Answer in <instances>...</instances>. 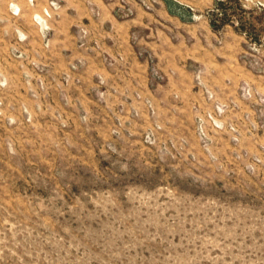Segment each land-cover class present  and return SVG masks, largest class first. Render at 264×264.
<instances>
[{
	"label": "rangeland",
	"instance_id": "rangeland-1",
	"mask_svg": "<svg viewBox=\"0 0 264 264\" xmlns=\"http://www.w3.org/2000/svg\"><path fill=\"white\" fill-rule=\"evenodd\" d=\"M137 1L185 59L131 90L0 10V264H264V0Z\"/></svg>",
	"mask_w": 264,
	"mask_h": 264
},
{
	"label": "crops",
	"instance_id": "crops-1",
	"mask_svg": "<svg viewBox=\"0 0 264 264\" xmlns=\"http://www.w3.org/2000/svg\"><path fill=\"white\" fill-rule=\"evenodd\" d=\"M0 10L28 18L18 30L33 37L34 59L54 74L78 66L114 91L131 90L132 81L148 79L155 68L167 76L185 59L187 25L163 1L147 10L137 0H8L0 1Z\"/></svg>",
	"mask_w": 264,
	"mask_h": 264
}]
</instances>
